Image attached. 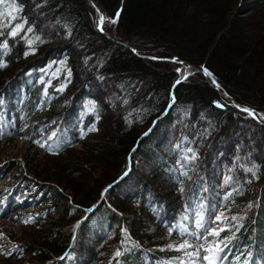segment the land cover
<instances>
[{
  "label": "trees",
  "instance_id": "16d2710c",
  "mask_svg": "<svg viewBox=\"0 0 264 264\" xmlns=\"http://www.w3.org/2000/svg\"><path fill=\"white\" fill-rule=\"evenodd\" d=\"M91 1L95 8L89 0H16L23 5L20 15L44 43L37 42L36 52L25 56L24 41L9 38L10 50H0V59L7 61L0 68V141L27 140L50 163L28 160L24 173L34 178L20 176L19 165L20 174L4 178L9 184L0 195V211L7 198L17 200L15 220L41 230V221L60 212L58 202L68 198L63 189L79 198L52 220L47 240L33 249L35 264L58 256L53 264H160L184 258L163 244L151 253V245L144 243L148 224L156 223L164 241L186 237L196 211H207L215 170L228 158L242 183L230 210L250 217L234 238L227 233L220 246L237 254L236 264L254 261L259 250L264 256V0H253V13L244 17L234 9L250 0ZM96 7L110 18L108 27L115 26L114 39L97 28ZM172 57L202 72L206 68L213 86L198 72L180 82ZM60 60L71 70L70 81L62 66H49ZM64 82L58 91L55 85ZM219 91L252 109L257 120ZM113 93L116 101L109 104ZM88 101L96 102L94 112L87 111ZM105 123L112 132L107 138L116 146L98 145L94 155L75 150L105 136ZM54 130L57 135L50 137ZM37 140L47 146L40 147ZM189 148L196 153L194 160L186 159ZM236 155L241 157L238 165ZM117 156L123 162L111 169ZM94 164L100 167L96 172ZM8 166L0 165V181ZM79 166L84 178L70 179L68 170ZM91 174L98 178L95 187L82 192ZM253 187L259 189L258 203L251 198ZM90 233L94 240L87 248L79 238ZM23 247L0 236V264H17Z\"/></svg>",
  "mask_w": 264,
  "mask_h": 264
},
{
  "label": "rangeland",
  "instance_id": "374dc122",
  "mask_svg": "<svg viewBox=\"0 0 264 264\" xmlns=\"http://www.w3.org/2000/svg\"><path fill=\"white\" fill-rule=\"evenodd\" d=\"M253 2H254L253 0L246 1L245 3H243L241 8L237 7L234 9L235 10L234 14L237 13L235 15H237L238 17L251 16L250 14H252L253 10H254L253 9ZM100 13H102V12H100ZM95 14L97 16L96 21H98L99 15L97 12H95ZM104 17H105V19L107 18L106 16H104ZM105 19L103 22V32L102 31L101 32L104 35H106L107 38H109V39L113 38L114 39V37L116 36L115 26L113 25L112 27H108V25H109L108 23H110V18H107V20H105ZM105 27L111 29L110 33L106 32ZM45 29L49 30L51 28L48 26ZM150 58H153V56H149L146 59H150ZM150 60H152V59H150ZM170 61L173 63L172 66L174 68L180 69V73H187V74L190 73L189 69L186 66L179 65L178 67H176V65L178 63L174 62L172 60H170ZM198 73H201V72H198ZM219 95L222 96L221 94H219ZM104 98H106V97H104ZM107 98L109 100V104H113L114 101H116V95L114 93L108 95ZM229 98L233 99L230 96H229ZM107 127H108V125H107V123H105V127H104L106 129L105 133H104L105 136H102L100 139L92 138L91 140H89L87 142L86 145H84V146L81 145V146L77 147V149H75V150H78L80 153H85V154L89 153V152H91V153L93 152L92 154L94 155V154H96V153H94V150L97 148L98 145L99 146H107V145L112 146L113 144H115V143H112L111 140H109L107 138V135L110 136V134L112 133L108 130ZM246 133H248V132H246ZM115 146H116V144H115ZM121 150L122 149L118 150L119 154H121ZM115 153H117V152H115ZM43 156L44 155H42L36 151V146H34L31 142L23 140V139H18L17 137L13 138L12 140L6 141V142L5 141L0 142V165L1 164H7V165L9 164L8 169H7V174L3 177L2 181H1L2 183L0 184V191L2 189H4L6 184H9L8 180L4 179L6 177L7 178L14 177L17 174H20V172H21L20 176L25 175V176H28L29 178H34V176L32 174H30V173L27 174L26 172L24 173L25 166H26V164H24V163L27 162L28 160H32V161L34 160V163L36 162L35 164L38 163L37 165H39V164L44 165L46 162L43 160V158H42ZM233 159H234V163H236V165L241 163L240 162L241 161L240 155H236V157H233ZM226 161L227 162L225 164H223L222 166H219L215 170L216 171L215 175H214L215 182L213 185L212 199H211L210 203L208 204V207H210V209H208L207 215L204 216L203 227L199 228V230L197 231L198 236L197 237L193 236L194 241L184 240V239L181 241H178L177 239H173V241H170V242H169V240L164 241L162 239V236L160 235V232L156 231L155 227L153 226V225H156V223L150 221V225H149L146 222V219L148 221V218L144 217L146 224H148L146 232L149 233V237L146 238L147 241L146 242L144 241V243H146L147 245L149 244V247L151 245V248L149 249V251L151 253L156 252V251H160L159 249H161V248L158 247L157 245L163 244V246H164L163 248L165 250H168L169 252L180 251L182 253V256H184V258H182V259L171 258L168 261H166L165 264H204V261L202 260V256L197 257V256L189 255V257L185 258V255H187V252L190 251V248L178 249L175 246L183 243L184 241H187V243L191 244V245L196 244V242H199L202 244L205 242H209L212 239H215L216 241L218 240L220 242H223L226 238L225 235L227 233H230L229 238H234V236L238 230V227H241L242 222L244 220H247L250 217L249 214L240 215L238 212H234V211L230 210V207H232L234 205V202L231 200L232 196L238 190H240L242 183H240L241 178L238 179L237 177L234 176L233 168L230 166L231 163L229 162V158ZM122 162H123V156H117L116 159L115 158L112 159L111 160V165H112L111 169L118 168L119 166H121ZM18 165L22 166L20 172L16 168ZM49 165H50L49 162L46 163V166H49ZM92 167L95 169V172L100 168L96 164H94V166H92ZM236 167H238V166H236ZM80 168H81L80 166L76 167V168L74 167L72 169L69 168L70 170H68V172L66 174L68 175V177L70 179H78L80 177L84 178L83 175L82 176L80 175L82 173V171H79ZM234 169H236V168L234 167ZM102 172H103V170H102ZM159 174L161 175V173H159ZM89 176H90L89 181H85V180L83 181L82 185H83V187L84 186L85 187L83 189H81L82 192H85L87 190L89 191V189L92 190L95 187V182L98 178H95L94 175L92 176V174ZM225 176L231 177L230 183H228V184L224 183V177ZM159 184H160L161 188H162V186L165 187L163 181H161ZM244 186H246L245 183H244ZM61 187L64 188L63 186H61ZM250 188L251 187H249L248 193H250ZM63 190H64V194L67 195L68 198H63L60 202H58L59 206L61 207L60 212L58 211L57 214L51 213L48 215V218L43 219L41 221L42 226H43V229H41V230L29 227V226L20 225L19 222L15 220L16 217L18 216L17 213H12L11 217H9L7 219H3L0 217V236L1 237L3 236L7 239L11 238L12 240H14L15 243H19V244L24 245V247H23L24 248V250H23L24 257L22 259H15L17 261V264H35L37 257L34 256V254L32 253L33 249L36 248L37 246L42 245L43 242H45V240H47V237L49 236L48 230L51 227L52 220H56L59 217V213H61V211L63 209H66L65 208L66 206L71 205V203L78 204L77 199L79 200V198H76L77 197L76 193L72 192L68 188L63 189ZM251 194H252L251 195L252 200L257 202L258 196H259V189H257V187H253ZM31 210H32V208L28 207L26 211H31ZM215 213L222 214V219L216 220L215 215H214ZM233 217H235V219H233ZM210 227H216V228L222 227L224 230L221 231L219 233V235L216 237H213V235H211V234H208L207 236H203L206 229H208ZM69 228H70V226H69ZM123 230H124L123 232L127 233L128 237L130 239H132V235L126 229H123ZM69 234H70V232H69V230H67V235H69ZM93 240L94 239L92 238V233L87 234V236L85 235V237L80 236V238H79V241H81L82 246L87 247V248H89L90 245L93 244ZM111 242L114 243L113 238L108 241V243H107L108 246L106 248H104L105 250L111 247V245H112ZM138 243L140 245V248L143 247V243H141L139 241H138ZM169 245H172V247H169ZM198 250L200 251V254H202L201 249L198 248ZM30 253H32V254H30ZM0 256H1V253H0ZM233 257L234 256L231 254L221 252L219 264H230V262L232 261L231 258H233ZM58 259H59V256L54 258L52 261L47 262L46 264H53V262L58 261ZM233 263L234 262H232V264ZM249 264H251V263H249ZM256 264H258V263H256ZM259 264H262L261 261L259 262Z\"/></svg>",
  "mask_w": 264,
  "mask_h": 264
},
{
  "label": "snow or ice",
  "instance_id": "6c2138e0",
  "mask_svg": "<svg viewBox=\"0 0 264 264\" xmlns=\"http://www.w3.org/2000/svg\"><path fill=\"white\" fill-rule=\"evenodd\" d=\"M0 5L3 6L2 10H0V50H3V52H8L10 50V45H9V38L12 39H19V40H23L25 45H26V49L24 51V55L27 56L29 54L35 53L36 52V44L37 42L39 43H44V39L40 36V35H36L33 31V26L28 24L26 17L20 15V13L22 12L23 9V5L19 4L16 2V0H11V2H9V0H0ZM93 7L95 8V5H93ZM98 15H99V19L97 21V28L100 31H103V22L105 17L102 14H99V9H96ZM112 22H114V18L112 20ZM67 27V26H65ZM31 34V35H29ZM133 51H135V49H133ZM173 60H176L177 58L172 57ZM51 63H57L60 66H62L67 74V81H70V77H71V70L69 68H67L66 65V60H60L57 62H50ZM7 66V61L0 59V68L2 67H6ZM60 69H57V73L56 75L59 74ZM176 71L179 73L180 69L177 68ZM204 73L206 75H211V73L204 68L203 69ZM187 75V73L184 74V76L181 77V79L185 78ZM102 79V77H101ZM40 80L43 81L44 77L41 76ZM66 82L64 83H58L57 85H55L56 89L58 91H63L64 88L66 87ZM179 81H177L178 83ZM48 84H51V81L47 82ZM213 83H215V81H213ZM47 92L48 89L47 87L44 88V95L47 96ZM2 102V101H0ZM214 104H218L219 102L217 101H213ZM222 106V105H221ZM37 107H39V105H37ZM86 107H87V111L88 112H94L95 111V107H96V102L95 101H88L86 102ZM236 107H241L240 105H237ZM244 112L248 113L249 115H255V113L253 112L252 109L244 107L242 109ZM100 117L97 115L96 119L98 120ZM90 130H95L94 127L90 126ZM51 136H56L57 133L56 131H52L50 134ZM84 133L83 131H81V136H83ZM186 139V138H185ZM35 143L39 144L40 147H46L47 146V142L45 140H37L35 141ZM189 153H191V155L186 156L187 160H194L196 158V153L189 148L187 150ZM246 171L252 172V169H245ZM253 175H255V172H252ZM181 175H187V172H182ZM231 182V177L230 176H225L224 177V183L228 184ZM181 184H183V182H180ZM181 191H183V187H181L180 189ZM215 219L216 220H221L222 219V214L220 213H215ZM185 219H187V217H184ZM203 219H204V213L203 211H196L195 213V225L196 228H201L203 227ZM233 219H235V217H233ZM224 229L221 228H216V227H210L208 229H206L205 233L203 234V236H207L208 234L213 235V237H216L219 235V233L221 231H223ZM121 231L123 232L124 230L121 229ZM171 231V229H170ZM187 228H184V232H187ZM183 234V233H182ZM189 235H192L194 237H197L198 234L196 232H191L189 233ZM169 247H172V245H169ZM178 249H182V248H190V249H194L193 252L190 253V255L193 256H200V251L198 249H195V246L188 244L187 241H184L183 243L176 245L175 246ZM200 248H202L204 250V255L202 256V260L204 261V264H219V259H220V253L223 251V248L220 246V241H209L206 242L204 244L200 245ZM115 255L119 256L120 255V250L118 249L115 252Z\"/></svg>",
  "mask_w": 264,
  "mask_h": 264
},
{
  "label": "water",
  "instance_id": "95a60500",
  "mask_svg": "<svg viewBox=\"0 0 264 264\" xmlns=\"http://www.w3.org/2000/svg\"><path fill=\"white\" fill-rule=\"evenodd\" d=\"M90 2H91V4H93L94 5V3L91 1V0H89ZM97 9V8H96ZM99 14H102V13H100V11H99ZM103 15V14H102ZM103 32V31H102ZM150 59H152V60H156L155 58H150ZM179 64H182V65H185V66H187L188 67V69L189 70H191V71H194V72H201L198 68H196L195 66H193V65H191V64H189V63H186V62H184V61H179ZM202 73V72H201ZM204 77H205V79L207 80V82L211 85V86H213V84L210 82V80L208 79V77L204 74ZM186 78V77H185ZM185 78H183V79H185ZM219 94H221L224 98H228L229 99V96L228 95H226V94H224L223 92H219ZM231 100V102L233 103V105L236 107L237 105H239L235 100H233V99H230ZM238 110H240V111H243L242 109V107H236ZM244 112V111H243ZM250 116H252L253 118H256L255 117V115H250Z\"/></svg>",
  "mask_w": 264,
  "mask_h": 264
},
{
  "label": "bare ground",
  "instance_id": "6f19581e",
  "mask_svg": "<svg viewBox=\"0 0 264 264\" xmlns=\"http://www.w3.org/2000/svg\"><path fill=\"white\" fill-rule=\"evenodd\" d=\"M184 72V71H183ZM185 73H182V75H184Z\"/></svg>",
  "mask_w": 264,
  "mask_h": 264
}]
</instances>
